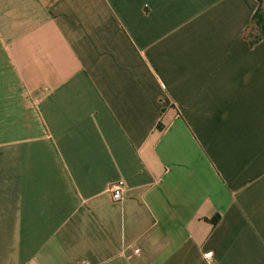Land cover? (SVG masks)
I'll use <instances>...</instances> for the list:
<instances>
[{
	"label": "crops",
	"instance_id": "obj_1",
	"mask_svg": "<svg viewBox=\"0 0 264 264\" xmlns=\"http://www.w3.org/2000/svg\"><path fill=\"white\" fill-rule=\"evenodd\" d=\"M259 4L0 0V264H264Z\"/></svg>",
	"mask_w": 264,
	"mask_h": 264
},
{
	"label": "trees",
	"instance_id": "obj_2",
	"mask_svg": "<svg viewBox=\"0 0 264 264\" xmlns=\"http://www.w3.org/2000/svg\"><path fill=\"white\" fill-rule=\"evenodd\" d=\"M259 7L252 18V22L246 31V37L250 40L251 44L259 42L264 37V1L259 0ZM255 26H258V33L250 32L251 29H254Z\"/></svg>",
	"mask_w": 264,
	"mask_h": 264
},
{
	"label": "built area",
	"instance_id": "obj_3",
	"mask_svg": "<svg viewBox=\"0 0 264 264\" xmlns=\"http://www.w3.org/2000/svg\"><path fill=\"white\" fill-rule=\"evenodd\" d=\"M124 190H125V181L124 180H118L111 184L110 191L112 193V197L116 201H121L124 198ZM138 252V250H137ZM213 255L212 252H207L205 256L207 258H211ZM89 264V263H85Z\"/></svg>",
	"mask_w": 264,
	"mask_h": 264
},
{
	"label": "rangeland",
	"instance_id": "obj_4",
	"mask_svg": "<svg viewBox=\"0 0 264 264\" xmlns=\"http://www.w3.org/2000/svg\"><path fill=\"white\" fill-rule=\"evenodd\" d=\"M250 32H252V33H258L259 32V30H258V26H255V28L254 29H251L250 30Z\"/></svg>",
	"mask_w": 264,
	"mask_h": 264
}]
</instances>
